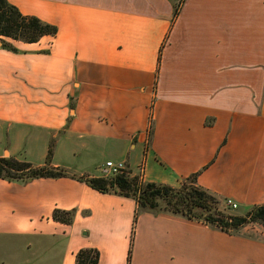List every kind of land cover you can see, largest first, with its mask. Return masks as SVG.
<instances>
[{"label":"crops","instance_id":"1","mask_svg":"<svg viewBox=\"0 0 264 264\" xmlns=\"http://www.w3.org/2000/svg\"><path fill=\"white\" fill-rule=\"evenodd\" d=\"M8 1L57 31L0 42V156L41 165L51 144L67 175L0 177V264H76L84 247L95 264H127L129 247L130 264H264L259 221L134 219L132 196L77 178L110 159L173 186L195 173L236 214L263 203L264 0Z\"/></svg>","mask_w":264,"mask_h":264},{"label":"trees","instance_id":"2","mask_svg":"<svg viewBox=\"0 0 264 264\" xmlns=\"http://www.w3.org/2000/svg\"><path fill=\"white\" fill-rule=\"evenodd\" d=\"M57 26L42 20L30 13H23L15 4L8 0H0V42L3 46L14 49L12 44L3 37L21 39L28 42L37 41L44 35H55ZM151 120V119H150ZM52 145L47 149L46 160L41 165H34L30 161L13 156H0V177L7 179H28L38 176H62L67 171L50 162ZM131 170L123 168L112 175L82 174L77 178L86 181L93 188L106 192L114 191L132 196L136 201L134 219L142 209H166L179 212L189 218L214 224L226 232H235L240 226L259 221L264 227V202L254 204L245 214L226 212L218 204L220 200L196 183L195 173L187 176L178 186L163 182L143 179L140 174H131ZM160 201H163L161 204ZM52 218L70 223L73 209L54 208ZM132 238V235H131ZM131 243V241H130ZM128 249L127 264H130ZM99 258V251L95 247H84L75 253L76 264H95Z\"/></svg>","mask_w":264,"mask_h":264},{"label":"built area","instance_id":"3","mask_svg":"<svg viewBox=\"0 0 264 264\" xmlns=\"http://www.w3.org/2000/svg\"><path fill=\"white\" fill-rule=\"evenodd\" d=\"M104 167L106 168L105 171L106 173H102V175H112L117 172H120L123 168H126V165L123 161H112V160H106L104 163ZM227 205L231 207H235L236 203L231 201L230 199L226 200Z\"/></svg>","mask_w":264,"mask_h":264},{"label":"rangeland","instance_id":"4","mask_svg":"<svg viewBox=\"0 0 264 264\" xmlns=\"http://www.w3.org/2000/svg\"><path fill=\"white\" fill-rule=\"evenodd\" d=\"M127 168V167H126ZM102 173H106V171L105 170H103L102 171ZM182 181H187V179H182L181 181H180V183L182 182ZM179 183V184H180ZM160 203L162 204L163 203V201H160ZM218 206L221 208V209H223L224 211H226V212H231L232 211V207L231 206H229V205H227V203L226 202H220L219 204H218ZM4 252H8L5 248H0V254L1 253H4Z\"/></svg>","mask_w":264,"mask_h":264}]
</instances>
